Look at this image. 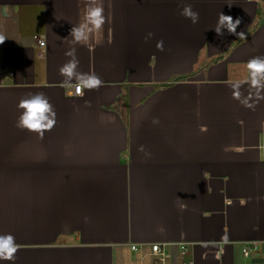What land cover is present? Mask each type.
Here are the masks:
<instances>
[{"label":"crops","instance_id":"1","mask_svg":"<svg viewBox=\"0 0 264 264\" xmlns=\"http://www.w3.org/2000/svg\"><path fill=\"white\" fill-rule=\"evenodd\" d=\"M90 3L106 22L76 43ZM0 32V235L19 245L0 264H264V75L247 67L264 0H0ZM73 48L103 81L82 96L60 74ZM36 93L56 113L42 136L17 127Z\"/></svg>","mask_w":264,"mask_h":264},{"label":"clouds","instance_id":"2","mask_svg":"<svg viewBox=\"0 0 264 264\" xmlns=\"http://www.w3.org/2000/svg\"><path fill=\"white\" fill-rule=\"evenodd\" d=\"M181 15L191 19L193 23H197L199 20V13L194 11L190 4L184 6ZM105 22L103 5L90 3L84 9L81 22L71 28L70 37L76 43L86 44L91 40L94 32L102 30ZM240 23L239 19L234 21L233 17L221 12L215 31L218 35H223L224 30H227L230 34H236ZM238 35L241 38L244 37L243 32ZM6 40V35L0 32V45H3ZM65 55L71 57V59L60 68V74L65 77L64 84H74L78 94L83 88L92 89L102 86L103 81L95 73H79L77 71L79 61L76 59L74 48L66 52ZM247 67L252 74L251 82L253 86H256L259 83V77L264 75V58L254 57L250 59L247 62ZM18 108L23 110L17 121V127L22 130L42 136L45 131H50L56 124V113L53 105L43 93L26 96L20 100ZM18 250L19 245L13 235H0V260L14 261Z\"/></svg>","mask_w":264,"mask_h":264},{"label":"built area","instance_id":"3","mask_svg":"<svg viewBox=\"0 0 264 264\" xmlns=\"http://www.w3.org/2000/svg\"><path fill=\"white\" fill-rule=\"evenodd\" d=\"M41 45H45V43L42 42ZM83 91H84V88L78 94L76 87L75 86L73 87V93L76 96H82L83 95ZM185 250H186V246H182V251L184 252ZM250 251H251V249H245V256L248 257L250 255ZM152 253H153L154 257H160V256L164 257V256H166V253L164 251V247L162 245H158V244L152 246ZM185 264H187V263H185Z\"/></svg>","mask_w":264,"mask_h":264}]
</instances>
